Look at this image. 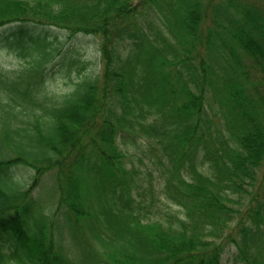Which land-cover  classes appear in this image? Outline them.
Listing matches in <instances>:
<instances>
[{
	"label": "trees",
	"instance_id": "trees-1",
	"mask_svg": "<svg viewBox=\"0 0 264 264\" xmlns=\"http://www.w3.org/2000/svg\"><path fill=\"white\" fill-rule=\"evenodd\" d=\"M13 53L0 264H264V0H0Z\"/></svg>",
	"mask_w": 264,
	"mask_h": 264
},
{
	"label": "rangeland",
	"instance_id": "rangeland-1",
	"mask_svg": "<svg viewBox=\"0 0 264 264\" xmlns=\"http://www.w3.org/2000/svg\"><path fill=\"white\" fill-rule=\"evenodd\" d=\"M87 48L83 54V59L89 63V67L87 70L91 71L92 68H95L96 72L101 68V54L98 50V44L95 42H91L90 44H86ZM0 61L7 66V68L17 69L19 67V57L16 54L12 55H1ZM69 78L65 76L64 74H56L54 76L53 81L50 83L51 87H53V90L56 91H64L68 84H69Z\"/></svg>",
	"mask_w": 264,
	"mask_h": 264
}]
</instances>
